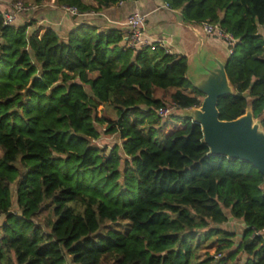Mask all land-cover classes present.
Returning a JSON list of instances; mask_svg holds the SVG:
<instances>
[{
    "label": "trees",
    "instance_id": "16d2710c",
    "mask_svg": "<svg viewBox=\"0 0 264 264\" xmlns=\"http://www.w3.org/2000/svg\"><path fill=\"white\" fill-rule=\"evenodd\" d=\"M132 1L95 0L96 9L83 0L56 3L86 13ZM165 3L185 23L210 21L239 40L226 65L235 93L219 100L220 119L234 121L251 105L264 128V0ZM5 13L0 264H228L200 255L207 241L220 254L231 250L232 264L241 252L246 264H264V240L251 238L264 228V177L245 162L211 156L192 119L162 122L156 114L171 103L181 111L202 106L186 57L126 49L119 30L82 25L64 39L28 21L4 26ZM173 124L178 129L165 135ZM112 136L121 145L95 144ZM231 220L242 227L239 247V234L221 228ZM120 221L130 224L125 234H100Z\"/></svg>",
    "mask_w": 264,
    "mask_h": 264
},
{
    "label": "crops",
    "instance_id": "0c3cea01",
    "mask_svg": "<svg viewBox=\"0 0 264 264\" xmlns=\"http://www.w3.org/2000/svg\"><path fill=\"white\" fill-rule=\"evenodd\" d=\"M0 0V11L8 12L9 5H3ZM83 3L94 9L97 8L95 0H83ZM29 6V5H28ZM33 9L20 17L19 24L25 21L32 22V30L57 29L61 37L66 36L82 25L99 28L101 32L119 30L123 32L126 41V22L133 13L146 16L144 26L145 35L153 43H163L172 55L186 57L188 60V71L191 74L201 72V63L209 56L214 55L223 60L228 58V50L224 42L198 34L199 24L185 23L181 10H171L166 7L165 0H138L117 4L101 11L91 10L73 16L64 11V6H59L56 0L45 2L40 5L34 3ZM264 37V27L260 28ZM188 78V74H187Z\"/></svg>",
    "mask_w": 264,
    "mask_h": 264
},
{
    "label": "water",
    "instance_id": "95a60500",
    "mask_svg": "<svg viewBox=\"0 0 264 264\" xmlns=\"http://www.w3.org/2000/svg\"><path fill=\"white\" fill-rule=\"evenodd\" d=\"M57 30V29H55ZM227 60L211 55L201 63V72L188 80L205 96L200 108L185 110L184 117L202 126L205 144L211 156H224L253 166L264 177V128L254 118L249 105L245 115L234 121H222L219 100L235 93L226 72ZM248 98L249 94H245Z\"/></svg>",
    "mask_w": 264,
    "mask_h": 264
},
{
    "label": "built area",
    "instance_id": "2783aa9c",
    "mask_svg": "<svg viewBox=\"0 0 264 264\" xmlns=\"http://www.w3.org/2000/svg\"><path fill=\"white\" fill-rule=\"evenodd\" d=\"M124 2H120L119 4H123ZM166 7L169 6L166 4ZM33 8L29 6H25L21 2H17L11 5L10 10L4 14V26H10L17 22L20 17H23L26 13L30 12ZM64 11L70 15L78 16L80 14L79 10L75 7L64 6ZM170 9V8H169ZM146 16L140 13L131 14L126 22V49L135 50V49H145L150 48L151 51L163 50L168 54H171L169 50H167L163 43L156 42L153 43L149 40V38L145 35V26ZM198 34H203L208 37L216 38L225 43L228 55H232L234 53V48L238 44L239 40H237L232 34L228 33L224 28H222L219 24L212 23L210 21L203 22L199 24ZM179 110V106L177 103L166 104L159 109L156 110V114L162 120L170 119L175 112ZM262 114L264 116V105ZM252 239L261 238L264 240V228L260 230H253Z\"/></svg>",
    "mask_w": 264,
    "mask_h": 264
},
{
    "label": "rangeland",
    "instance_id": "374dc122",
    "mask_svg": "<svg viewBox=\"0 0 264 264\" xmlns=\"http://www.w3.org/2000/svg\"><path fill=\"white\" fill-rule=\"evenodd\" d=\"M46 1H48V0H44L43 3H45ZM49 1L52 2L53 0H49ZM17 2H21L25 6L29 5V7L31 5H33L34 3H36L35 0H9L8 3H5L3 1L2 4L5 6L6 5L11 6L12 4L17 3ZM102 110H103V107L102 106L99 107L98 116H100V117L103 116ZM173 116L184 117V112L181 110H178L177 112L174 113ZM164 121H167V120H162V122H164ZM256 121H257V119H256ZM176 129H178V127L173 124V125H170V127L165 129L163 132L165 135H167V134L174 132ZM95 144L100 146L101 148H106L107 150H111L116 145H121V140L117 136L105 137V138H101ZM2 156H3V152L0 150V157H2ZM12 190L14 193L13 200H15L16 184L13 185ZM13 210H15V209H13ZM47 217H48V213H46L40 219V222L43 224H46ZM129 226H130L129 222H125V221H120L116 224L107 223V224H105L104 229L100 232V234L104 235L105 232H109V231L125 234L128 231ZM221 228L225 231L232 232L235 234H239V237H236L234 239L235 244H237V247H239L241 242H242V239H243V232L241 230V228H242L241 224L238 222H235L234 220H231L228 224L222 226ZM219 249H220V246L216 242L212 243V241H207V242H204V247L201 248L200 255L202 257H211V258H218V259L220 258V255H221L222 256L221 259L227 258V263L232 264L230 257H228V253L231 250L220 254ZM234 249H235V247L232 250H234ZM235 260H236L237 264H246V261L248 260V256L245 254V252H241L238 256H236Z\"/></svg>",
    "mask_w": 264,
    "mask_h": 264
}]
</instances>
